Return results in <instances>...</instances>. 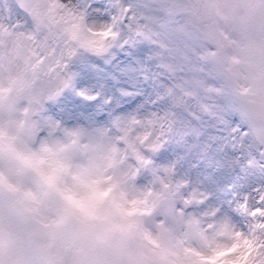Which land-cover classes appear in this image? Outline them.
<instances>
[{
  "label": "snow or ice",
  "instance_id": "1",
  "mask_svg": "<svg viewBox=\"0 0 264 264\" xmlns=\"http://www.w3.org/2000/svg\"><path fill=\"white\" fill-rule=\"evenodd\" d=\"M0 264H264V0H0Z\"/></svg>",
  "mask_w": 264,
  "mask_h": 264
}]
</instances>
